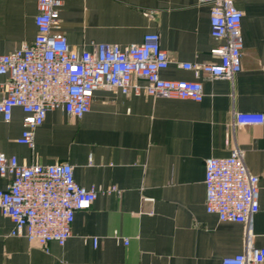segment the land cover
<instances>
[{
  "label": "crops",
  "instance_id": "1",
  "mask_svg": "<svg viewBox=\"0 0 264 264\" xmlns=\"http://www.w3.org/2000/svg\"><path fill=\"white\" fill-rule=\"evenodd\" d=\"M62 1L61 30L77 50L93 42L127 46L158 32L170 58L161 75L177 80L196 79L182 64L220 59L211 50L223 41L211 35V7L201 0ZM235 3L243 11V68L233 80L203 73L200 102L99 88L81 118L49 110L33 148L17 141L20 108L11 121L0 119L1 152L28 165L69 162L80 185L100 190L91 208L76 212L66 244L51 242L48 252L11 236L13 222L1 216L0 264H222L243 251L248 226L207 211L205 163L230 155L234 145L260 176L251 242L264 246V123L232 127L236 111L264 113V0ZM37 4L0 0V55L34 41ZM10 180L0 177V188Z\"/></svg>",
  "mask_w": 264,
  "mask_h": 264
},
{
  "label": "built area",
  "instance_id": "2",
  "mask_svg": "<svg viewBox=\"0 0 264 264\" xmlns=\"http://www.w3.org/2000/svg\"><path fill=\"white\" fill-rule=\"evenodd\" d=\"M37 1L34 41L0 55V76L4 77L0 81V119L11 121L14 110L20 108L23 130L17 141L31 148L36 129L45 122L49 110L62 109L81 118L90 111L99 88L200 102L203 73L233 80L243 68V11L235 0H201L211 7V35L223 42L211 50L220 56L218 62L182 64L194 72L195 80L162 77L170 58L158 32H148L142 42L127 46L93 42L91 50H77L59 23L63 1ZM263 123L262 112L236 111L232 127ZM225 142L231 145L230 134ZM0 177H11L0 188V217L13 222L10 235L24 237L47 252L51 242L66 244L76 212L91 208L100 191L96 186L80 185L69 162L28 165L1 151ZM204 181L207 211L220 221L248 226L243 251L226 256L222 264H263L264 246L251 242V222L260 210V176L248 170L243 150L234 145L228 156L207 158ZM116 190L113 186L108 191ZM92 239L97 245L99 238Z\"/></svg>",
  "mask_w": 264,
  "mask_h": 264
}]
</instances>
